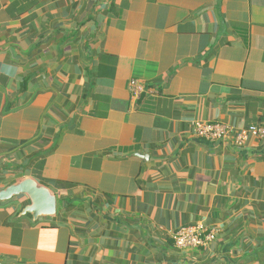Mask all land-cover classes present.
I'll use <instances>...</instances> for the list:
<instances>
[{
    "label": "crops",
    "instance_id": "obj_1",
    "mask_svg": "<svg viewBox=\"0 0 264 264\" xmlns=\"http://www.w3.org/2000/svg\"><path fill=\"white\" fill-rule=\"evenodd\" d=\"M196 122L264 124V0H0V192L56 198L0 201V264H264V140Z\"/></svg>",
    "mask_w": 264,
    "mask_h": 264
},
{
    "label": "built area",
    "instance_id": "obj_2",
    "mask_svg": "<svg viewBox=\"0 0 264 264\" xmlns=\"http://www.w3.org/2000/svg\"><path fill=\"white\" fill-rule=\"evenodd\" d=\"M129 90L136 100L148 92L151 93L139 79L130 80ZM194 132L208 142L226 141L238 148H244L252 137L264 140V124L236 132L233 127L220 122H196ZM175 237L176 247L180 249L207 247L215 239L214 233L205 230L201 225L184 227L175 234Z\"/></svg>",
    "mask_w": 264,
    "mask_h": 264
},
{
    "label": "water",
    "instance_id": "obj_3",
    "mask_svg": "<svg viewBox=\"0 0 264 264\" xmlns=\"http://www.w3.org/2000/svg\"><path fill=\"white\" fill-rule=\"evenodd\" d=\"M20 194L28 195L31 205L26 208V213L33 215L35 219L42 216H51L56 213V198L50 190L40 186L38 182L28 179L19 185H14L0 192V201L11 199Z\"/></svg>",
    "mask_w": 264,
    "mask_h": 264
}]
</instances>
